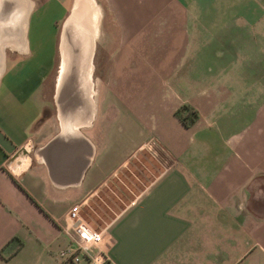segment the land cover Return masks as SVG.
<instances>
[{
    "label": "crops",
    "instance_id": "1",
    "mask_svg": "<svg viewBox=\"0 0 264 264\" xmlns=\"http://www.w3.org/2000/svg\"><path fill=\"white\" fill-rule=\"evenodd\" d=\"M0 45V264H71L67 210L144 146L161 170L102 227L110 264L264 237V0H0Z\"/></svg>",
    "mask_w": 264,
    "mask_h": 264
},
{
    "label": "rangeland",
    "instance_id": "2",
    "mask_svg": "<svg viewBox=\"0 0 264 264\" xmlns=\"http://www.w3.org/2000/svg\"><path fill=\"white\" fill-rule=\"evenodd\" d=\"M108 20L103 19L104 27L108 26ZM96 58H99L98 54ZM159 156L158 153L148 151L145 146L138 149L83 206L81 216L96 229L106 225L113 214L142 191L161 170ZM263 205L262 201H256L252 197L249 199L248 207L251 211V208ZM242 257L240 264H264V237L250 233L249 248Z\"/></svg>",
    "mask_w": 264,
    "mask_h": 264
},
{
    "label": "built area",
    "instance_id": "3",
    "mask_svg": "<svg viewBox=\"0 0 264 264\" xmlns=\"http://www.w3.org/2000/svg\"><path fill=\"white\" fill-rule=\"evenodd\" d=\"M84 201L73 204L65 214L63 230L69 234L68 246L57 252V257L71 264H110L106 253L111 240L103 232L96 229L82 216Z\"/></svg>",
    "mask_w": 264,
    "mask_h": 264
},
{
    "label": "trees",
    "instance_id": "4",
    "mask_svg": "<svg viewBox=\"0 0 264 264\" xmlns=\"http://www.w3.org/2000/svg\"><path fill=\"white\" fill-rule=\"evenodd\" d=\"M173 114L186 127L190 126L197 117L196 111L186 104L180 105ZM9 241H11V239Z\"/></svg>",
    "mask_w": 264,
    "mask_h": 264
},
{
    "label": "bare ground",
    "instance_id": "5",
    "mask_svg": "<svg viewBox=\"0 0 264 264\" xmlns=\"http://www.w3.org/2000/svg\"><path fill=\"white\" fill-rule=\"evenodd\" d=\"M0 47H1V45H0Z\"/></svg>",
    "mask_w": 264,
    "mask_h": 264
}]
</instances>
